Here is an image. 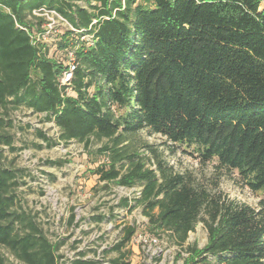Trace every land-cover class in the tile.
I'll use <instances>...</instances> for the list:
<instances>
[{
  "label": "trees",
  "instance_id": "16d2710c",
  "mask_svg": "<svg viewBox=\"0 0 264 264\" xmlns=\"http://www.w3.org/2000/svg\"><path fill=\"white\" fill-rule=\"evenodd\" d=\"M84 1L86 6L74 0H0V130L11 123L3 117L9 110L25 106L45 113L62 142H82L87 153L92 138L105 139L95 150L104 160L92 172L106 184L139 188L133 205L127 197L120 205L129 211L140 206L148 231L166 233L181 249L177 257L186 252L181 264H264V200L256 208L229 200L160 158L156 168L146 166L134 146L141 130L159 134L170 144L192 147L201 163L214 160L216 168L236 171L251 191L264 192L261 0ZM40 9L85 30L66 28L57 35L62 58L48 55L46 29L37 27L42 17L33 14ZM86 34H93L92 43L80 39ZM66 50H73L77 63L72 94L58 81ZM36 135L46 146L56 143L42 130ZM12 141L0 131V145L13 150ZM1 158L0 153V246L23 264H56L58 245L15 207L16 174ZM199 221L206 244L185 246ZM136 229L122 228L111 247L118 252L112 264H129L126 245ZM0 264H7L2 255Z\"/></svg>",
  "mask_w": 264,
  "mask_h": 264
},
{
  "label": "rangeland",
  "instance_id": "374dc122",
  "mask_svg": "<svg viewBox=\"0 0 264 264\" xmlns=\"http://www.w3.org/2000/svg\"><path fill=\"white\" fill-rule=\"evenodd\" d=\"M74 1L86 6L84 0ZM261 7H264V0H261ZM39 13L35 16L42 17L41 26L38 19L31 18V22H38L37 27L47 30L43 40L48 46V55L62 58L63 54L55 48L59 34L67 28L66 22L54 14ZM68 93L72 94L71 90ZM45 115L25 106L9 110L3 117L11 123L0 131L12 136L14 149L0 145V153L3 166L16 174L15 207L33 217L47 239L58 245L56 264H71L78 258L97 260V264H112L110 261L118 256V252L111 247L120 240L122 228L128 225L137 228L126 245V249L132 251L124 258L129 264H181L182 257L187 254L181 251V257H177L181 249L166 233L155 235L160 242L148 252L137 246L135 236L143 232L154 233L148 231L147 219L140 206L129 211L119 202L127 197L133 205L138 188L106 184L92 172L104 160L103 156L95 154V150L106 140L92 138L91 153H87L82 142H62L58 127L53 121L46 120ZM36 130H42L56 143L46 146L37 137ZM146 145H151L157 156ZM134 146L145 157L146 166L156 168V160L160 158L173 170L192 174L208 189L221 192L229 200L255 208L264 200V192L251 191L236 171L218 169L214 160L199 162L192 147L170 144L163 136L149 134L146 130L135 135ZM48 160H62L63 163L56 166L47 163ZM71 213L74 218L70 221ZM206 242L207 231L199 221L188 233L185 246L196 244L202 248ZM0 255L7 264H23L3 246H0Z\"/></svg>",
  "mask_w": 264,
  "mask_h": 264
},
{
  "label": "built area",
  "instance_id": "2783aa9c",
  "mask_svg": "<svg viewBox=\"0 0 264 264\" xmlns=\"http://www.w3.org/2000/svg\"><path fill=\"white\" fill-rule=\"evenodd\" d=\"M46 12V14H54L55 16H58L60 19L66 22L61 16H59L56 12L53 10H44L40 9L33 11V14L39 13V12ZM40 14V13H39ZM96 22L95 19L92 20L90 26ZM67 28L70 30H73L74 33L82 34L85 30L82 29H75L73 28L69 23H67ZM47 32V30H45ZM42 34V38L46 36V33ZM80 39H87L90 43H92L93 34L90 35H81ZM64 62V65L66 66L63 70L62 74L58 78L59 84L61 86L65 87V92L68 93L71 90V80L73 77L74 70L76 69L77 63L74 57L73 50H66L65 53V59L62 60ZM69 94V93H68ZM137 195H139V188L137 190ZM156 234H148L147 232H143L142 234H138L134 237V240L136 241L137 246H140L142 250H145L146 252L150 251L151 248H155L154 246H157L160 242L158 236H155ZM155 250H153L154 252Z\"/></svg>",
  "mask_w": 264,
  "mask_h": 264
}]
</instances>
